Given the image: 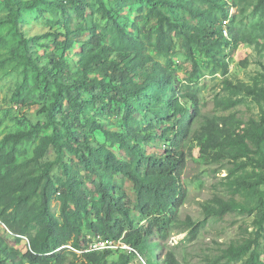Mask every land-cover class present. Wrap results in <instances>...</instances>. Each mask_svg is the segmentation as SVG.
<instances>
[{
	"label": "trees",
	"instance_id": "1",
	"mask_svg": "<svg viewBox=\"0 0 264 264\" xmlns=\"http://www.w3.org/2000/svg\"><path fill=\"white\" fill-rule=\"evenodd\" d=\"M38 1L58 7L64 16L62 27L65 32L61 34L64 39L58 41L62 49H70L74 43L80 44L79 71L74 78L65 76L66 65L61 56L52 53L48 64L40 66L37 64L38 57L29 54V43H38L40 39L51 36L57 41L60 35L47 31L26 38L19 29V12L33 8L42 12ZM64 1L70 3L78 19L85 20L86 0H4L12 31L22 47L18 56L24 71L32 69L41 78L44 89L55 87L53 104L39 108L46 121L37 123L32 130L17 132L12 139L19 142L26 136L51 128L50 145L56 156L53 161L41 163L37 157L27 160L23 166L36 163L38 167H31L23 177L11 182L8 176H0V221L16 236H27L29 242L22 259L16 261L13 248L0 240V264H53L58 252H76L73 249L60 250L64 246L70 244L78 250L88 249L89 234H100L109 239L123 238L132 251L106 249L83 252L84 264H106L114 251H120L114 264H135L140 258L146 259L142 264H159L150 255L152 250H155L156 256L161 251L163 264H180L174 253L164 252V244L176 223H181L179 211L188 194L183 173L187 156L192 150L186 152V144L197 141L205 156H211L215 162L230 159L238 172L248 167L261 171L248 175L250 178L257 174L258 180L253 183L238 177L229 188L230 197L216 196L214 201L218 207H207V215L225 217L236 206L242 205V200L236 196H244L243 192L248 189L257 192L264 185V112L259 120L248 122L245 135L235 133V136L228 117L217 120L203 113L201 89L196 83L201 69L194 49L198 48L211 58L215 63L214 73L226 75L229 64L225 51L229 46L236 49L246 44L264 49V20L253 23L252 27L239 26L234 21L236 15L232 16L227 27L228 39L224 36L222 22L229 18L226 7L230 4L224 0H111L112 9L107 8L103 0H94L103 16L111 21L114 30L110 42L103 43L106 34L98 31L96 24L87 26V39L80 37L81 26H72ZM233 1L239 14H244L249 6H253L254 11L264 17V0ZM131 3L147 5L146 17L155 19L152 30L154 41H150V35L147 40L158 55L169 57L174 49L175 37L181 38L194 67L183 85L172 66L157 60L145 48L144 41L118 23L115 14ZM158 6L171 11L186 10L193 22L186 15L173 19ZM90 73H98V76L90 77ZM245 90L256 101H264V88L254 86ZM82 92L90 94L103 114H122L120 129H107L91 118L81 123L80 115L88 104ZM139 112L141 119L137 116ZM84 127L103 132L110 145L93 143L83 131ZM159 128L162 129L161 135L157 133ZM170 135L173 139H168ZM162 137L170 140L172 146L166 147L161 154L149 153L145 145ZM113 144L119 145V155L112 149ZM64 153L74 163L81 164L85 174L73 172L70 164L63 159ZM239 158L245 160L236 164ZM14 160V150L0 154V166L10 167L14 165ZM55 163L59 164L61 173L58 180L50 173ZM87 180L90 181L89 187ZM126 182L131 183L134 197L130 195ZM95 194L97 199H94ZM33 196L38 197L39 205L28 213L25 210ZM54 196L59 201V217L51 210ZM260 201L264 206V200ZM13 206L15 213L7 214L8 208ZM83 218L87 220L89 233L82 239ZM259 223L263 228L264 212ZM32 226L36 230L34 234L29 231ZM181 231H189L191 240H195L200 225L194 226L187 218ZM259 236L242 246L231 248L228 255L238 260L253 245L259 246ZM16 241H20L19 238L16 237ZM246 264H264L256 248Z\"/></svg>",
	"mask_w": 264,
	"mask_h": 264
},
{
	"label": "rangeland",
	"instance_id": "2",
	"mask_svg": "<svg viewBox=\"0 0 264 264\" xmlns=\"http://www.w3.org/2000/svg\"><path fill=\"white\" fill-rule=\"evenodd\" d=\"M230 1L233 5L234 1ZM103 2L107 8H113L111 0H103ZM86 3L84 20L75 16V11L70 3L63 2L72 26L79 27L80 25L82 30L80 37L87 39L89 35L87 26L96 24L97 30H102L106 34V38L102 42H110V38L114 35L111 21L103 16L94 0H86ZM37 4L42 12L36 8L25 9L21 10L17 16V25L24 36L29 38L47 31L60 35L57 36V41H55L54 36H51L40 39L38 43H29V54L38 57L37 64L40 66L48 64L52 53L61 56L66 65L65 76L76 77L79 71L80 44L74 43L70 49L63 50L58 41L64 39V36L61 35L65 32L62 27L64 16L56 6L45 5L41 1H38ZM201 4L206 6L205 3ZM233 6L226 7L229 18L226 22H222L224 27L230 24L234 15H236L234 21L239 26L252 27L253 23L264 20V17L254 11L253 6H249L244 14H239L237 6ZM147 7L141 3H131L119 9L115 16L118 23L126 31L144 41L145 48L150 54L160 62L168 63L177 71L180 84L183 85L193 71V60L183 48L179 37H175L174 49L169 57L160 56L156 53L154 47L147 40V36L150 35V41H154L155 36L152 30L156 23L154 18L146 17ZM158 7L173 19H181L182 16L186 15L193 22L186 10L171 11L162 6ZM18 41V37L12 31V22L8 16L4 0H0V154H7L11 150L15 152L14 165L10 167L0 166V176H8L10 182L15 178L23 177L31 167H38L36 163L23 166L22 164L27 160L37 157L41 163L47 160L53 161L56 156L54 148L50 145L51 128L26 136L19 142L12 139V136L17 132L32 130L37 123L46 121L45 114L40 113L39 108L42 105L53 104V92L55 91L54 86L44 89L41 78L32 69L28 68L27 71H24L21 58L18 56L22 52V47ZM194 53L201 69V76L196 80V83L201 89L202 112L217 120L221 117H228L234 136L235 133L245 135L249 127L248 122L251 119L259 120L264 112V101H256L245 90L254 86L264 88V49L259 50L253 45L246 44H242L236 49L229 46L225 51L226 61L229 64V71L226 75L220 72L214 73L215 63L203 51L195 48ZM89 76H98V73H90ZM82 97L88 101V104L83 108L80 115L81 123H84L86 118H91L102 123L107 129H120L122 114L115 112L103 114L97 104L91 100L89 93L82 92ZM137 116L142 118L140 112L137 113ZM161 130L159 128L157 133L159 134ZM83 131L93 143L99 142L110 145L106 135L100 130H90L88 127H84ZM166 139V137L153 139L145 145V148L149 153H164L166 147L172 146V142ZM168 139H173V135H170ZM111 147L117 155L120 154L118 144H113ZM189 149L192 150V153L187 156V166L183 173L188 194L179 211L181 223H176V227L164 244V252L174 253L180 264H246L251 252L256 248L264 262V225L262 228L259 223L261 213L264 212L263 203L260 201L264 200V185L260 186L257 192L248 189L243 192L244 196H236L242 200V205L236 206L223 218L206 213L207 207L217 209L218 206L214 201L216 196L224 199L230 197L229 188L234 185L238 177L253 183L258 180L257 174L250 178L248 175L254 174V172L259 174L261 171L254 167H248L247 170L238 172L230 159L215 162L211 156L207 157L203 154L197 141L186 144V152ZM63 159L70 164L73 172L85 174L83 166L71 161L67 153H64ZM244 160V158H239L236 160V164L244 162ZM50 173L55 180L61 177L58 163L53 164ZM116 179L120 180L119 177ZM89 185L90 181L87 180V186L89 187ZM125 185L131 192L130 195L134 197L131 183L126 182ZM94 199H97L96 194ZM38 205V197L33 196L25 211L30 213L37 209ZM51 210L59 217V201L56 196L51 201ZM13 213H15L14 206L7 210V214ZM91 218L95 219L94 216ZM187 218L192 220L194 226L200 225V232L195 240H191L189 231H181ZM81 225L83 239L89 233L85 218L82 219ZM29 231L34 234L36 230L32 226ZM257 235H260L258 237L259 246L253 245L250 251L242 254L238 260H234L228 255L231 248L242 246L246 241L256 238ZM16 237L20 241H16ZM0 240L13 248L12 250L16 252V261L22 259V255L29 247L27 236H16L1 221ZM119 254L120 251H114L106 264H114L118 260ZM57 255L53 264H84V258L80 252L74 254L58 252ZM150 255L155 260L157 259L159 264H163L164 255L161 251H158L156 256L155 250H152ZM144 261L146 262L145 258L143 260L140 258V260L135 261V264L145 263ZM7 264L11 263L8 262Z\"/></svg>",
	"mask_w": 264,
	"mask_h": 264
},
{
	"label": "built area",
	"instance_id": "3",
	"mask_svg": "<svg viewBox=\"0 0 264 264\" xmlns=\"http://www.w3.org/2000/svg\"><path fill=\"white\" fill-rule=\"evenodd\" d=\"M68 248L73 249V247L70 245ZM117 248L129 249V246L124 244L121 240L104 238L101 235H96L91 237L89 244V250H104V249H117Z\"/></svg>",
	"mask_w": 264,
	"mask_h": 264
},
{
	"label": "clouds",
	"instance_id": "4",
	"mask_svg": "<svg viewBox=\"0 0 264 264\" xmlns=\"http://www.w3.org/2000/svg\"><path fill=\"white\" fill-rule=\"evenodd\" d=\"M224 1H226V2H228L229 4H230V6H232V7H234L233 5H232V3H231V1L230 0H224ZM227 20H224V22H226ZM228 26L226 25V27H224L223 26V28H224V36L226 37V38H228V39H230V34H229V30H228V28H227ZM229 34V35H228ZM96 235H100V234H96ZM96 235H88V239L89 240H91V237H93V236H96ZM102 236V235H101ZM105 238V237H104ZM111 239V238H110ZM115 240H121L124 244H126L127 246H129V249H127V248H117V249H113V250H119V249H126V250H129V251H132V248H131V246L130 245H128L127 243H125L124 242V240H123V238H119V239H115ZM90 244V243H89ZM70 245V244H69ZM70 246H72V245H70ZM69 246H64L63 248H61L60 250H62V249H68V250H71V249H69L68 248ZM73 247V246H72ZM73 250L74 251H76V252H80V253H83V252H89V251H102V250H89V248L88 249H85V250H78V249H76V248H74L73 247ZM87 250H89V251H87ZM104 250H106V249H104Z\"/></svg>",
	"mask_w": 264,
	"mask_h": 264
}]
</instances>
